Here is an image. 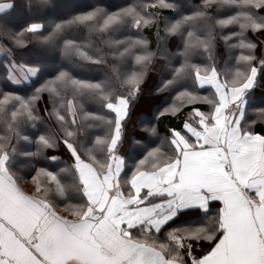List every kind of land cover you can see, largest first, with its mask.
I'll use <instances>...</instances> for the list:
<instances>
[{
  "label": "snow or ice",
  "instance_id": "obj_1",
  "mask_svg": "<svg viewBox=\"0 0 264 264\" xmlns=\"http://www.w3.org/2000/svg\"><path fill=\"white\" fill-rule=\"evenodd\" d=\"M19 14L0 0V264H264V0Z\"/></svg>",
  "mask_w": 264,
  "mask_h": 264
},
{
  "label": "trees",
  "instance_id": "obj_2",
  "mask_svg": "<svg viewBox=\"0 0 264 264\" xmlns=\"http://www.w3.org/2000/svg\"><path fill=\"white\" fill-rule=\"evenodd\" d=\"M18 6L20 8V14L16 18V25L19 26L24 21L37 18V19H43L45 21L47 20H55V19H61V18H67L68 16L74 14L76 11H78L84 4L86 3H94L96 0H46L45 7L39 9V11H36L35 5L36 0H17ZM31 3L33 5V10L31 12L27 11L25 9V5L27 3ZM129 0H104V3L110 7L114 6H123L126 3H128ZM180 3L185 5L186 8H191L195 5H198L201 0H179ZM55 10H57L55 12ZM153 43L152 46L155 47V38L151 37ZM220 50L222 51V46H220ZM21 55V52L18 51L17 57L19 58ZM23 55L27 56L29 59H42L48 62H59L60 61V54L58 51H51V52H43L39 48H36L32 45L29 46V49L23 51ZM163 61H159L157 63V69H159L160 64H162ZM74 74L82 75V76H88V77H102V72H89L85 69L81 68H71ZM3 69L0 67V72H2ZM156 82V72L153 71L150 73L149 78L144 85V92L141 96L140 100L138 101L136 105V109L133 113L132 120L129 123L128 131L129 134H132L136 131H138L137 128V118L141 113H147L152 110L154 105L158 102L156 98L152 95V88L154 83ZM254 91V98L259 100L261 98H264V83H261L257 85V87L253 90ZM206 107V106H201ZM259 112V109H250L249 110V117L255 118L257 113ZM170 123L172 125H179V121L171 120V118H161L158 124V128L160 132L163 134L167 127L170 126ZM255 131L260 132L264 130V123H261L257 121V123L254 126ZM127 148V145L125 146V150ZM58 155H61L62 159H66V157L63 156V153H57Z\"/></svg>",
  "mask_w": 264,
  "mask_h": 264
},
{
  "label": "rangeland",
  "instance_id": "obj_3",
  "mask_svg": "<svg viewBox=\"0 0 264 264\" xmlns=\"http://www.w3.org/2000/svg\"><path fill=\"white\" fill-rule=\"evenodd\" d=\"M57 10H55V12H56ZM26 179H28L29 181H30V176H28V177H26ZM25 187L28 189V190H30L31 189V185H30V183L28 184V185H25Z\"/></svg>",
  "mask_w": 264,
  "mask_h": 264
},
{
  "label": "crops",
  "instance_id": "obj_4",
  "mask_svg": "<svg viewBox=\"0 0 264 264\" xmlns=\"http://www.w3.org/2000/svg\"><path fill=\"white\" fill-rule=\"evenodd\" d=\"M23 171H27V169H23Z\"/></svg>",
  "mask_w": 264,
  "mask_h": 264
}]
</instances>
